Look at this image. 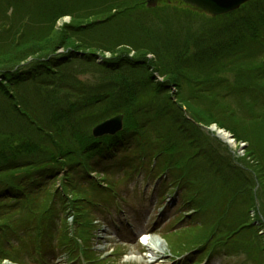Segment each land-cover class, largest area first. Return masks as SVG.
Returning <instances> with one entry per match:
<instances>
[{
	"label": "rangeland",
	"instance_id": "obj_1",
	"mask_svg": "<svg viewBox=\"0 0 264 264\" xmlns=\"http://www.w3.org/2000/svg\"><path fill=\"white\" fill-rule=\"evenodd\" d=\"M248 1L246 2L254 1L256 7L264 6V0ZM14 2L17 3L14 15L0 4V61L10 60L11 55L15 54L21 56V53L44 51L35 59H28L42 62L46 60L37 71V78L40 80L32 79L19 85L20 90L27 94L25 99L43 116L53 110H62L63 115H66L64 109L71 107L62 106L74 102L73 107L79 102L94 104L99 100H108L124 89L121 86L125 87L124 91L140 88L141 81L132 82V73H125V66L116 71L115 68L102 69L103 72L99 70L97 62L110 59L112 51L95 53L96 63L88 64L83 51H89L80 47L78 38L88 42L97 38L110 46L113 42L118 44L130 37L136 43L135 48H150L155 45V39H160L165 45L170 40L179 43L188 37L206 39L211 36L209 29L221 23L220 16L240 9L238 7L216 14L203 7L192 6L184 0ZM127 7L130 9H124ZM67 8L71 10L67 11ZM117 8L124 11H116ZM57 10L69 13L56 16ZM113 14L115 17L106 19L108 21L102 25H95L88 34L84 33L90 26ZM77 15H92V18L75 21L74 16ZM96 15H99V20ZM142 23L145 24L144 29H147L145 33L141 30ZM51 26L58 31L59 39L66 37L62 42L67 47L61 46L57 42L59 39L53 43L55 37L51 36L50 44L49 41L42 46L36 45L35 50L6 51L17 37H28L36 32L45 33ZM258 32V40H249L247 47L233 59L231 64L236 67L226 68L225 74L229 81L232 82L235 72L251 68L246 73L255 82L264 85V29ZM102 33L105 35L100 38ZM48 35L46 33L44 37L49 38ZM70 38L73 44L65 41ZM115 52L119 53L117 56L123 55L124 58L135 55L133 47L125 44L117 47ZM58 60H62L59 62L62 66L53 64L58 63ZM49 67L53 73L47 75ZM7 69L0 67L3 72ZM55 73L58 74L56 77ZM142 74L148 79L147 87L139 90L143 96L135 92L133 96L126 97L125 103L129 101L131 105L129 115L144 107L140 103L141 96L143 102L151 99L154 103L152 106L158 107V102L153 97L163 91L159 85L164 81L150 68ZM3 78L4 76H0V83L5 82L2 81ZM62 81L68 86L74 85L78 92L61 88L59 83ZM224 87L227 92L234 90L236 86ZM223 88L219 92L222 93ZM176 92L177 89L172 87L168 93L172 96ZM47 93L49 96L44 95ZM238 98L240 105L242 103L245 106L243 118L248 111L253 115L256 106L259 112L260 106L264 110V94L243 93ZM28 102L23 101L21 109L16 113L18 116L30 111L26 110ZM105 102L79 113L81 116L77 124L84 133L89 132L98 138L99 135L94 133L95 128L118 115L109 114L107 106H103ZM33 115L36 116L34 113ZM121 115L124 124L116 131L118 133L125 128L126 113ZM0 116L2 141H9L6 135L17 136V132L25 130L32 140L37 139L42 142L40 145L49 147L57 143L55 135L60 142L67 136L66 131L69 129L68 116L63 118V123L59 122L57 129L61 130L54 136L45 135L31 123L17 119L13 111L7 113L6 117ZM176 116L177 120L181 118L179 114ZM168 117L159 114L154 118L152 128L146 130L145 134L130 138V142L125 144L127 146L119 147L114 154L101 156L102 165L97 166L96 171L101 170L102 173H90L91 181L87 184L75 182L72 175L65 171V167L59 172L56 181L50 179L49 175H44L49 183L43 188L40 185L25 196H12L8 191L0 197V264H264V187H253L252 183L247 184L245 181L231 180L230 184H225L214 173L215 165L217 169H224L222 165L229 162V159L241 161L250 144L238 141L230 131L213 124L208 130L219 140L218 145L205 138L202 143L194 139L193 145L181 124L179 128L173 127ZM182 123L184 128L190 129V133H195L199 139V133L195 129ZM241 125L246 126L245 120L241 121ZM170 128L178 131L169 136L170 142L165 140L166 144L160 145L171 157L167 154L160 156L159 147L154 144V140L160 132L166 133ZM218 129L228 131L233 136L235 145L223 139ZM251 129L264 143V119L257 120V124L253 123ZM118 133H107L102 137ZM170 145L175 148L169 147ZM83 150L78 149L79 152ZM235 152L241 158H237ZM63 157L64 155H60L59 159L63 161ZM248 159L252 161L253 158ZM170 165L176 168L172 169ZM33 175H30L31 178H40L39 174ZM73 176L77 177L78 174L74 173ZM32 180L28 179V182ZM68 182L74 183V186L68 189L64 186ZM76 187L78 192L86 188L83 195H79L84 198V202L77 199L78 192L73 194ZM251 193H256L260 198L255 200V207L247 211L246 203L251 198ZM113 201H116V205ZM197 209L200 211H196ZM146 232L154 233L152 236H158L165 245L164 250H159L153 259L148 257V245L141 243L138 236Z\"/></svg>",
	"mask_w": 264,
	"mask_h": 264
},
{
	"label": "trees",
	"instance_id": "obj_2",
	"mask_svg": "<svg viewBox=\"0 0 264 264\" xmlns=\"http://www.w3.org/2000/svg\"><path fill=\"white\" fill-rule=\"evenodd\" d=\"M14 1L15 0H0V4L8 13L13 12L14 15L16 12L15 7L17 6V3ZM256 6L254 1H252L233 13L220 16V19H222L221 23L219 26L209 29L211 36L206 39L188 37L183 41H179V43L170 40L166 42V45L165 42H162L160 39H155V45L150 48H135L136 43L130 37L125 38L124 42L121 41V43L118 44L109 41V43H111L110 46L105 45L104 42L106 41H99L97 38H95L97 40L92 39L89 42L88 40L85 41L78 38L79 44L81 43L80 47L89 51H83L85 58L89 61L88 64L96 63L95 53L106 50L112 51L113 53L110 59H101L100 63L97 62V65L100 67L99 70H112L115 68L116 71L125 66L127 67L125 73L128 71L132 73V82H141L139 83V89L134 87L130 91H124L126 90L125 87L121 86L124 89L108 100H99L94 104L79 102L78 105L76 104L75 106L77 110L73 107L75 102L68 106H62V108L71 107L69 109H64L66 115H63L62 110L53 109V111L50 113L48 112L46 116L41 115L34 109V106L30 105V102L25 99L27 94H24V91L20 90V84H25V82L32 79H37L36 81L40 80L37 78V71L46 60L42 62L41 60L36 59V61L34 59L39 53H43V50H38L35 53L31 52V54H29V52L24 54L21 53V56L16 54L11 55L10 60L2 59L0 61V67L4 66L8 69L5 72L0 70V76H4L2 81H5L4 83H0V87L4 89H0V115L6 117L7 113L13 111L17 119L20 118L31 123L37 131H41L45 135L53 136L61 130L57 129L59 122L63 123V118L66 116L70 117V119L68 120L67 127L69 129L66 131L67 136L58 142L59 138L55 135L54 137L57 139V143H53L49 147L40 145L42 142L37 139L32 140L31 136L26 133L25 130L17 132V136L16 134H13L14 136L6 135L9 137V141H6L7 139H5V141L0 140V197L5 195L8 191L12 193V196H14V194L25 196L27 193L33 192L34 188L40 187V185H42L40 188H43L45 184L49 183L48 179H44V175H49L50 179L56 181L57 176L60 174L59 172L64 170L65 167L67 168L65 171L72 175L71 177L75 182L80 184L89 183L85 181V179L88 177L89 171L96 170L97 166L101 164L100 157L102 153L106 151H116L119 147L127 146L125 144L130 142L128 141L130 138L145 134L146 130L152 128L154 118L159 114L168 115V118L175 128H179V124H181L183 127L182 129H185L184 133L189 136L188 140L190 143L195 140H199V142L202 143L205 138L211 141L213 140L217 144L219 140L208 130V127L212 124H216L218 127L230 131L238 141H246L249 143L250 147L241 161L235 158L229 159V162L222 165L225 170L217 169L215 165L214 173L220 180H223L225 184H230L232 180L239 182L245 181L247 184L252 183L253 187L257 185L259 187H261V185L264 187V143L253 134L251 129L253 123L257 124V120L261 118L264 119L263 106H260V112L258 106H256L253 115H250L248 111L245 118H243L245 106H243L242 103L240 105L238 98V96L240 97L243 93H248L249 95L264 94V85L255 82L252 76L246 73L247 70H251V68L235 72L232 82L228 80L225 74L226 68L236 67V65H232L231 63L233 59L238 57L242 50L247 47L248 41L258 40V31L264 29V6ZM255 8H257V11ZM124 9L130 8L127 7ZM66 10L68 11L71 9L67 8ZM118 10L120 12L124 11L120 8H117L116 11ZM57 12L56 16L69 13L65 10H57ZM95 17L98 20L100 19L99 15ZM113 17H115L114 14L98 21L87 28L84 33L88 34V31L95 28V25H102ZM86 18H92V15L87 17L84 15L74 16L75 21H82ZM55 20L56 18L54 21ZM90 24L93 23L90 22ZM144 25V23L141 24V30L145 33L147 29L146 27L144 29ZM78 29H80V27H78ZM46 33H49V38L44 37ZM57 35L58 31L51 26L50 30L45 33L36 32L28 37L27 35L19 38L17 37L6 51H14L16 49H18V51L35 50L36 45L42 46L43 44H48L51 36L55 37L53 40V43H55L56 40L59 39ZM101 35L102 37L100 38H103L105 34L102 33ZM148 35L150 34H146V36ZM212 36L213 39H211ZM61 38V41L59 39L57 42L61 43V46L67 47V45L63 43L64 41L62 42L63 38L66 37L63 36ZM72 38L76 40L75 37ZM70 40L71 38L65 41H68L67 44H73L74 42ZM50 43L51 41L49 44ZM122 44L132 46L135 55L127 58H124L123 55L117 56L119 53H116L115 50ZM32 57L34 58L32 61L28 60ZM61 61L62 60H58L56 61L58 63L53 64H56L55 66H62V64L59 63ZM149 68L158 73L163 79L164 82L159 86H161L163 91L166 90L164 93L161 91L160 94L153 97V100L158 102L157 108L152 106L154 103L151 99L143 102V93L139 91L143 89V87H147L148 79L142 73ZM103 71L104 70H102V72ZM60 72H62V70H60ZM52 73L53 70L49 67L47 69V75ZM56 75L58 74L55 73L54 77H56ZM59 84H61V88L78 92V90L74 89V85L72 86L70 84L68 86L65 84V81ZM225 85L236 86L238 88L235 87L234 90L225 92ZM172 87L177 89V94L169 96L168 92L172 90ZM222 88L223 91L221 93L219 91ZM135 92L136 94H142L141 100L140 98L139 100L144 107L135 111L132 115H129L131 105L129 101L125 103L126 97L133 96ZM162 93L166 95L164 96ZM216 93L219 95H216ZM44 95L49 96V93ZM24 100L28 102L26 103V110L30 111L26 113L22 112L18 116L16 113L21 109ZM102 102H105L103 106H107L106 110L109 109V114L126 113L125 128L121 133L115 136L95 138L89 132L84 133L78 126L77 120L81 116L79 113L81 114L83 111L93 106L101 105L103 104ZM257 103L259 104L258 101ZM250 109H252L251 105ZM33 113L36 114V116H34ZM178 114L181 117L179 120H177L176 116ZM242 120H245L246 126L241 125ZM182 122L195 129L199 133V139L195 133H190V129L184 128ZM78 128L80 130H78ZM175 128H170L166 133L160 132L157 139L154 140V144L159 147L158 155L165 156V154H167L171 157L169 152L163 149L164 147H161L160 144H166L165 140L170 142L169 136L178 131V129ZM203 132L206 133V136H203ZM210 136L214 138L212 139ZM192 144L194 145V143ZM14 145L16 147H14ZM169 147L175 148L173 145ZM84 148L85 150H83ZM78 149L83 151L79 152ZM60 155H64L63 159L67 162L60 160ZM249 157L253 158L252 161H249ZM171 160L173 163V158H171ZM31 163L35 165L33 166ZM251 163H253V165H250ZM95 165L96 167L94 168L93 166ZM169 167L172 169L176 168L174 165H170ZM75 170H77V172ZM33 173L39 174L40 178H31L30 175H33ZM74 173H77L78 176H73ZM25 179H27L26 182ZM28 179L33 180L28 182ZM69 182L64 185L68 189L74 186V183L71 184ZM56 189L59 190V187ZM83 191L85 192L86 188L78 192L76 187V191H73V194L78 192L76 196L79 198H76L83 201L84 198L79 196L83 195ZM257 198L260 197H257L256 193H251V198L246 203L247 211L255 207V200ZM232 199L235 200L236 197H232Z\"/></svg>",
	"mask_w": 264,
	"mask_h": 264
},
{
	"label": "water",
	"instance_id": "obj_3",
	"mask_svg": "<svg viewBox=\"0 0 264 264\" xmlns=\"http://www.w3.org/2000/svg\"><path fill=\"white\" fill-rule=\"evenodd\" d=\"M192 6L203 7L212 13H222L238 8L248 0H184ZM221 8V9H220ZM122 127V115H118L104 123L98 125L94 133L103 135L105 133H115Z\"/></svg>",
	"mask_w": 264,
	"mask_h": 264
},
{
	"label": "bare ground",
	"instance_id": "obj_4",
	"mask_svg": "<svg viewBox=\"0 0 264 264\" xmlns=\"http://www.w3.org/2000/svg\"><path fill=\"white\" fill-rule=\"evenodd\" d=\"M218 133L219 135L229 141L231 144L235 145V141L233 136L230 135V133L228 131L222 130V129H218ZM144 243L148 245V257H150L151 259L155 258L159 252V250H164V243L163 240H161L158 236H152L150 239H148L147 237L143 238ZM137 259L138 256H135Z\"/></svg>",
	"mask_w": 264,
	"mask_h": 264
}]
</instances>
